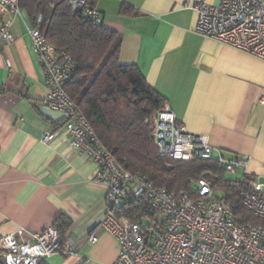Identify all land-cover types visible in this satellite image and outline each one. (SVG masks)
I'll return each mask as SVG.
<instances>
[{
  "label": "crops",
  "instance_id": "1",
  "mask_svg": "<svg viewBox=\"0 0 264 264\" xmlns=\"http://www.w3.org/2000/svg\"><path fill=\"white\" fill-rule=\"evenodd\" d=\"M219 0H90L103 26L120 38L119 63L134 65L177 121L207 134L228 157L248 159V174L264 180V61L195 32L189 3ZM125 4L131 16L119 14ZM24 10L13 18V42L0 44V236L40 232L60 215L78 249L40 264H113L118 243L98 228L106 186L96 164L76 152L61 123L43 117L45 88ZM9 64V66H7ZM53 132L49 142L41 141ZM94 233L97 241L87 243Z\"/></svg>",
  "mask_w": 264,
  "mask_h": 264
},
{
  "label": "built area",
  "instance_id": "2",
  "mask_svg": "<svg viewBox=\"0 0 264 264\" xmlns=\"http://www.w3.org/2000/svg\"><path fill=\"white\" fill-rule=\"evenodd\" d=\"M62 1L87 18H98L90 0ZM188 6L196 13L197 34L264 61V0H219L216 5L196 1ZM19 12L17 0H0V44L13 42L11 25ZM28 33L45 88L42 105L66 115L60 128L71 147L96 164L95 180L106 186L97 227L118 243L113 264H264V183L248 174L247 158L225 156L207 134L189 132L164 103L151 118L158 154L173 161L213 160L224 177L209 172L192 182L193 195H175L126 172L65 91L74 68L71 56L49 44L38 28ZM54 135L45 132L41 141L49 142ZM123 193L144 197L156 219L142 224L118 216ZM239 205L252 219L237 222ZM96 241L93 232L87 235L88 244ZM77 254L74 240L68 235L61 239L53 226L40 232L18 228L0 236V264H40L51 255ZM82 263V258L76 262Z\"/></svg>",
  "mask_w": 264,
  "mask_h": 264
},
{
  "label": "trees",
  "instance_id": "3",
  "mask_svg": "<svg viewBox=\"0 0 264 264\" xmlns=\"http://www.w3.org/2000/svg\"><path fill=\"white\" fill-rule=\"evenodd\" d=\"M17 1L30 26L38 28L53 47L71 56L74 68L65 91L101 144L126 172L139 174L175 195H193L192 182L209 172L219 179L224 177L213 160L173 161L158 154L151 118L164 99L149 87L136 66L119 63L120 38L115 31L73 10L62 0ZM133 13L131 6L120 7L121 15ZM116 214L142 224L156 219V212L144 197L135 198L127 193L122 194ZM236 216L238 223L252 219L240 205ZM53 227L63 239L71 221L60 215Z\"/></svg>",
  "mask_w": 264,
  "mask_h": 264
},
{
  "label": "water",
  "instance_id": "4",
  "mask_svg": "<svg viewBox=\"0 0 264 264\" xmlns=\"http://www.w3.org/2000/svg\"><path fill=\"white\" fill-rule=\"evenodd\" d=\"M72 8H73V10H76L75 6H73ZM38 111L43 117H45V118H47V119H49V120H51L52 122H55V123L61 122L64 119H66V115L65 114L60 113L58 111L51 110V109H49V108H47L45 106L39 107ZM169 168L170 167H168V169Z\"/></svg>",
  "mask_w": 264,
  "mask_h": 264
},
{
  "label": "rangeland",
  "instance_id": "5",
  "mask_svg": "<svg viewBox=\"0 0 264 264\" xmlns=\"http://www.w3.org/2000/svg\"><path fill=\"white\" fill-rule=\"evenodd\" d=\"M227 177H228V178H231V177L235 178V177H238V175H236V176L234 177V176H232V175L227 174ZM252 178H253V177H252ZM258 181L261 182V183H264V180H258Z\"/></svg>",
  "mask_w": 264,
  "mask_h": 264
}]
</instances>
